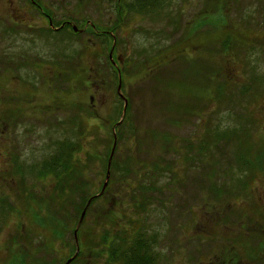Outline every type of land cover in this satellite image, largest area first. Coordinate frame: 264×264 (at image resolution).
<instances>
[{"label": "rangeland", "instance_id": "374dc122", "mask_svg": "<svg viewBox=\"0 0 264 264\" xmlns=\"http://www.w3.org/2000/svg\"><path fill=\"white\" fill-rule=\"evenodd\" d=\"M35 2L49 9L50 19L31 0H0V208L7 207L4 213L0 212V264H4L9 241L15 236L32 243L31 248L45 247V240L36 238L37 229L41 235L49 231L39 227L35 213L29 215L23 210L21 202H24H18V182L22 180L27 193L34 191L36 195L51 189V180H41L37 170L45 165L58 141L72 137L71 122L78 107L65 102L77 99L89 103L93 99L83 111L101 122L116 112L120 79L117 82V76L109 73L108 56L127 75L121 93L133 101L137 124L186 140L177 145L180 158L176 159L175 174L165 177L149 169L139 184L134 183L135 188L121 190L117 181L107 193L118 227L127 228L131 219H137L147 233L155 235V264H210L216 249L223 245L228 251V264H264V248L257 250L258 241L255 245L248 243L253 241L248 239L253 233L264 240V168L242 174L241 183L245 185L242 189L216 198L210 195L202 176L215 171L212 168L224 153L213 150L215 153L210 154L215 158L205 166L196 159L204 137L211 129L217 131L220 125H245L259 140L264 138V0H165V11L132 16L119 29L109 50L102 47L105 43L101 38L83 31L86 27L81 21L88 18L112 26L117 16L109 0H90L82 8L79 0ZM63 19L70 21L69 30L63 35H52L50 20L57 25ZM73 25L82 29L78 31L79 37L69 34ZM167 47L175 50L174 57ZM158 50L166 56L149 66H157L164 77L174 67L179 80L186 83L189 78L196 89L193 93L198 91V95L191 98L184 91L176 94L173 90L165 91L166 88L160 92L149 75H144L141 64L150 62L142 54ZM62 52H74L77 58L82 57L84 67L91 68L94 85L88 89L73 84L71 90L76 97L65 96L69 83L63 80L57 83L50 67L41 69L38 64L57 59L65 62L63 56L55 55ZM128 59H132L131 65L125 64ZM69 65L74 67L72 63ZM125 66L129 68L127 72ZM218 91L228 94L223 103L217 100ZM169 96L179 109L162 107V100ZM54 97H59L57 105ZM187 106L193 116L183 114L179 124L168 121L169 116L177 118L180 109ZM121 118L119 124L124 113ZM121 150L125 157L129 156L125 148ZM228 155L232 158L231 153ZM162 156V151L154 150L144 158L152 163ZM225 165L226 162L224 168ZM100 167L94 169L97 176L94 194L101 193L106 180L98 174ZM15 170L19 176L14 174ZM219 177L214 174L213 180ZM222 180L226 184L231 182L224 175L221 184ZM141 187L155 189L146 192ZM143 194L148 201L141 209ZM5 199L9 203L4 204ZM13 203L19 209H10ZM102 204L99 202L87 217L86 227H93L97 215L104 213ZM103 232L97 236L104 235ZM48 235L53 237V233ZM54 242L52 238L51 255L59 259L66 250L57 241L54 251ZM243 242L251 244L255 251H246ZM254 257L256 261L252 262Z\"/></svg>", "mask_w": 264, "mask_h": 264}, {"label": "trees", "instance_id": "16d2710c", "mask_svg": "<svg viewBox=\"0 0 264 264\" xmlns=\"http://www.w3.org/2000/svg\"><path fill=\"white\" fill-rule=\"evenodd\" d=\"M79 1V7L82 8L86 6V3L89 5L90 0ZM82 2L85 4L83 5ZM109 2H111L112 10H114V14L117 16L112 26L99 24L88 18L81 20L82 25L86 27L83 31L86 34L90 33L93 36L101 38L105 43L102 46L105 50H109L111 43H115V37L119 29H122L132 16H136L137 14L148 16L154 14L156 11H163L165 0H109ZM31 4L37 7L38 10L44 11V15L47 18H51L50 15H47L48 8L46 9L38 2H35V0H31ZM60 21L62 23L60 24L58 22V26L52 21L56 28H60L53 30L50 27L49 32L52 35H63L69 30L67 23L70 21L67 19ZM62 25H65V27L61 28ZM69 34L73 37H79V33L74 32L73 29ZM167 48V52L174 57L175 50L172 47ZM87 49L85 48V50ZM73 53L62 52L55 54L61 55V57L63 56L65 62L57 59L48 63H38L41 65V69L46 65L47 70L50 67L51 73L54 76L53 80L57 81V83L60 80L69 83V86H67L69 88L64 91L65 96H74V91L71 90L73 89V84H78L82 88L89 89L95 83L91 68L86 67V65L84 67L82 57L77 58L75 53ZM142 55L150 62L148 65L146 63L141 64L142 71L144 75H149L160 92L166 88L165 91L173 90L176 94L179 91H184L191 98L198 95V91L193 93V90L196 89L191 86V80L189 78L186 83L179 80V73L176 72L177 70L174 67L171 68L170 73L168 72L169 75L164 77L161 74V69L157 66H149L152 63H159L163 60L162 57L166 56L164 52L161 53L158 50L152 54H146L144 52ZM131 60L128 59L125 64L131 65ZM107 61L109 73L112 77L117 76V82L120 79L122 88H124L127 80L124 69L121 72L109 56ZM70 63L74 67L70 66ZM125 69L127 72L129 68L125 66ZM75 70H78V72ZM118 72L121 73L118 74ZM49 86H51V83H49ZM185 86L191 89L189 90ZM226 93H222L221 91L216 93L219 103H223L228 98V94ZM124 97L128 101V106L123 121L120 124L119 122L122 119L121 117L125 106L124 99L120 95L118 96V104L115 108L116 112H113V115L109 116L107 120H103V122L99 120L100 118L91 116L83 111L86 110V105H91L93 99L89 103L78 101L77 99L70 102L67 100L68 102H65V105L71 106L72 104L75 108L78 107V111H76L75 117L71 122L70 130L72 137L58 141L49 159L45 162V165H42L37 170L38 177L41 180H45V182L50 179L52 187L45 193L40 192L41 194L39 195L33 193L34 191L27 193L26 184L21 180L20 183L18 182L20 185L18 202H21V200L24 202H21V206L24 211L26 209L25 213L29 215L36 214V217H38L36 219L39 220V227L41 226L47 229L49 231L48 234L53 233L52 238L55 244L52 245V248L54 251L57 245L56 242L59 241L61 247H64L63 251L66 250V252L59 259L53 257L50 251L51 236L48 234L41 235L40 229L38 228L36 238L44 239L45 241L43 243L45 247L36 245L31 248L32 243H27L25 242L27 241L26 239L20 240L19 236H15L12 241H9V246L6 251L7 256L3 261L4 264H66L69 259L75 256L78 249L79 253L77 257L70 264H155V259L157 258L155 252V235L147 233L144 226L139 225L137 219H131L129 221V227L120 229L114 218L115 212L112 208V200L110 201L108 199L107 193L112 190L117 181L121 185V190L135 188L134 183L138 182L139 184L142 181L143 173L149 169L158 171L160 175H164L165 177L170 174H175V163L180 158L177 145L186 140H178L170 132L149 130L139 126L136 121L138 115L133 112V101L131 98L126 97L125 94ZM54 98L57 105L59 103V97ZM162 101V107L164 106L165 110L170 109L171 111H175V107L179 109V105L176 106L175 101L170 96L168 98L164 97ZM183 114L193 116L192 110L187 106L180 109L177 118L169 116L168 121L173 124H179V118L181 119L180 116ZM115 134L117 146L111 166V180L105 194L96 197L98 194H94V191L96 188L95 177L97 176L95 175L94 169L97 165L101 166L100 169L97 168L99 173H96L104 176L106 179ZM255 135L245 125H239L238 127H224L220 125L217 127V131L211 129L207 133V136L204 137V140H201L202 143H200L197 149L198 155L196 159L203 166L210 164L209 160L215 158V155L210 154L215 153L213 150L224 153V155H220L214 167L211 163L212 170L214 169L215 171L202 176V182L208 185L207 190L211 196L214 194L216 198L227 197L231 192H234V189H242L245 186L241 183L244 180L242 174L248 175L251 171L264 168V138L259 140ZM191 144L189 145L194 148L195 145L193 146ZM102 147L103 149L100 151ZM122 148L128 151L129 156L125 157L123 155ZM154 150L162 151L164 156L150 163L144 157L147 154H151ZM229 153L232 154V158L228 155ZM188 156H185L187 161L189 159ZM231 159H234L233 163L228 164V161ZM225 162L226 165L224 168ZM14 174L19 176L20 173L15 170ZM214 174L217 175V178L220 176L219 180H213ZM223 175L224 178L230 179V184H226V182H223L224 180H222V184L220 183ZM141 189L148 192L155 188L141 187ZM142 197V206L139 207L141 209L144 208L145 202L148 201L147 196L143 194ZM90 200H92L91 205L87 210L81 227L78 229L76 241L75 232L82 213ZM9 201L7 199L3 200L4 204L9 203ZM99 202L103 203V209L101 211H104V213L97 215L98 217L93 227H86L88 222L87 217L96 209V205ZM4 207L0 208L1 214L7 209L6 205ZM14 208L19 209V206L13 203L10 205V209ZM261 213L263 214V212ZM105 215L104 220L102 217ZM101 230L105 234L97 236V234L101 233ZM69 236L70 240H68ZM248 239L253 240H248V243L251 242L254 245L258 241L260 244H258V248L256 247L257 250H263L264 243L262 241L264 240L260 235L253 233ZM14 243H18V246ZM248 243L243 242L244 246L242 248L246 247V251L250 253L255 251V248ZM224 253L228 255L227 249ZM256 258L254 257L252 262H255Z\"/></svg>", "mask_w": 264, "mask_h": 264}, {"label": "water", "instance_id": "95a60500", "mask_svg": "<svg viewBox=\"0 0 264 264\" xmlns=\"http://www.w3.org/2000/svg\"><path fill=\"white\" fill-rule=\"evenodd\" d=\"M50 25H51L52 28H54V27H53V24H52L51 21H50ZM74 30H75V32L78 31V29H77L76 26H74ZM121 89H122V85H121V80H120L119 87H118V92L120 93L121 98L124 99V102H125L124 111H123L124 116H125V114H126V110H127V106H128V101H127V99H125L124 95L121 93ZM114 137H115V140H114V145H113L112 152H111V156H110L109 163H108V170H107L106 180H105V183H104V186H103V188H102L101 193H99L96 197H100V196H102V195L105 193V191H106V189H107V187H108V185H109V181H110V178H111V166H112V161H113V158H114V155H115V151H116V146H117V138H116V134H115ZM91 202H92V200H90V201L88 202V204H87L85 210H84L83 213H82V216H81V219H80L79 225H78L77 230H76V232H75V238H76V241H77V232H78V229L80 228L82 222H83L84 219H85V216H86V214H87V210H88V208L90 207ZM78 253H79V249L77 250V253L75 254V256H74L72 259H70L66 264H70V263H71V262L77 257Z\"/></svg>", "mask_w": 264, "mask_h": 264}, {"label": "flooded vegetation", "instance_id": "af4514ba", "mask_svg": "<svg viewBox=\"0 0 264 264\" xmlns=\"http://www.w3.org/2000/svg\"><path fill=\"white\" fill-rule=\"evenodd\" d=\"M252 225L257 226L256 223H254ZM215 240H216V237L214 238V242H215ZM221 244H222V242L220 243V245ZM217 246H219V245L217 244ZM242 246H244V245H242ZM219 250H221L220 253H218ZM225 251H226V245H223V247L221 249H220V247L218 248V250L216 249V253H214L212 255L210 264H228V261H227L228 255H226L224 253Z\"/></svg>", "mask_w": 264, "mask_h": 264}]
</instances>
